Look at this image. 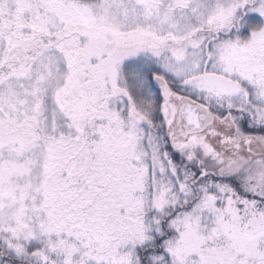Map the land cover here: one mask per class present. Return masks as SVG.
<instances>
[{
    "label": "snow or ice",
    "instance_id": "6c2138e0",
    "mask_svg": "<svg viewBox=\"0 0 264 264\" xmlns=\"http://www.w3.org/2000/svg\"><path fill=\"white\" fill-rule=\"evenodd\" d=\"M0 264H264V0H0Z\"/></svg>",
    "mask_w": 264,
    "mask_h": 264
}]
</instances>
